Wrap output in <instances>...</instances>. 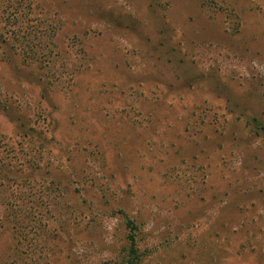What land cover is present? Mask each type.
Returning <instances> with one entry per match:
<instances>
[{
    "label": "rangeland",
    "instance_id": "1",
    "mask_svg": "<svg viewBox=\"0 0 264 264\" xmlns=\"http://www.w3.org/2000/svg\"><path fill=\"white\" fill-rule=\"evenodd\" d=\"M264 0H0V264H264Z\"/></svg>",
    "mask_w": 264,
    "mask_h": 264
},
{
    "label": "trees",
    "instance_id": "2",
    "mask_svg": "<svg viewBox=\"0 0 264 264\" xmlns=\"http://www.w3.org/2000/svg\"><path fill=\"white\" fill-rule=\"evenodd\" d=\"M261 129L264 130V127L261 128ZM127 227H128V229L130 230V233H131L129 239H130V243H131V247H130V255H131V259H132V260H130V263H131V264H134L135 261L138 260V256H137V248H136L137 242H136L135 234L133 233L134 229H136V228L133 226V224H132L131 221H128V222H127Z\"/></svg>",
    "mask_w": 264,
    "mask_h": 264
}]
</instances>
